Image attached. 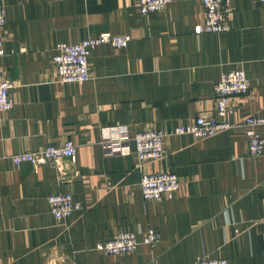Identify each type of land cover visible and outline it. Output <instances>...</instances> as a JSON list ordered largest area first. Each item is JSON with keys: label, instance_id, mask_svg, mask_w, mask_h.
<instances>
[{"label": "crops", "instance_id": "1", "mask_svg": "<svg viewBox=\"0 0 264 264\" xmlns=\"http://www.w3.org/2000/svg\"><path fill=\"white\" fill-rule=\"evenodd\" d=\"M7 21L0 78L14 106L0 111V264H264V155L249 154L243 131L197 140L175 133L215 110V84L241 65L251 81L232 97L230 121L264 115V0H232L230 29L198 33L202 0H172L141 13L138 0H0ZM102 32L128 34L125 48L97 46L90 78L62 83L56 45ZM168 132L164 156L139 162L135 142L107 147L127 132ZM264 137V124L257 126ZM72 140L75 161L15 164L12 154ZM176 173L173 198L148 200L146 172ZM71 193L79 209L58 221L48 197ZM161 232L155 247L106 254L99 241L129 230Z\"/></svg>", "mask_w": 264, "mask_h": 264}, {"label": "built area", "instance_id": "2", "mask_svg": "<svg viewBox=\"0 0 264 264\" xmlns=\"http://www.w3.org/2000/svg\"><path fill=\"white\" fill-rule=\"evenodd\" d=\"M172 0H138L142 14L164 10ZM204 20L195 26L198 33H221L230 29L229 17L232 10V0H202ZM6 8L0 6V57L5 54L2 30L6 24ZM131 37L128 34H113L102 32L94 37L83 39L76 43L60 42L56 45L53 62L58 79L62 83H83L90 78L89 58L93 50L102 44H112L117 48L128 46ZM14 84L0 78V111L13 108L14 100L11 89ZM251 89V81L245 68L241 65L223 71L215 84V110L211 114H201L188 125H180L175 133H190L197 140L210 138L228 130L243 131L248 137L249 154L251 156L264 155V137L257 130V126L264 124V115L251 114L238 121H230L232 97L238 94H247ZM168 132L148 129L136 132L129 136L106 140L107 147L114 146V150L125 152L129 141L135 142L136 154L139 162L155 161L164 156L165 138ZM130 149V148H128ZM15 164L30 162L35 165L55 164L63 158L76 159V144L72 140H65L59 144L49 143L34 150H27L12 154ZM181 187L179 176L170 171L146 172L142 176L141 190L148 200L160 201L164 198H173ZM51 212L58 221L71 217L79 209V204L71 193H55L48 197ZM161 240V232L149 228L140 237L136 232L122 230L112 238L97 243V249L106 254L133 253L144 243L155 247ZM198 264H230L226 257H201Z\"/></svg>", "mask_w": 264, "mask_h": 264}]
</instances>
